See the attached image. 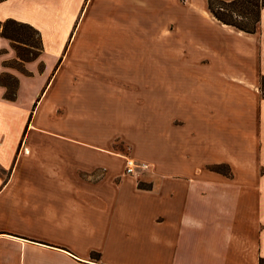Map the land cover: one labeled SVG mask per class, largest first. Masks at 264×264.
Instances as JSON below:
<instances>
[{
    "label": "crops",
    "instance_id": "crops-1",
    "mask_svg": "<svg viewBox=\"0 0 264 264\" xmlns=\"http://www.w3.org/2000/svg\"><path fill=\"white\" fill-rule=\"evenodd\" d=\"M7 19L42 50L21 71L0 35V264H259L264 8L254 33L207 0H2Z\"/></svg>",
    "mask_w": 264,
    "mask_h": 264
},
{
    "label": "trees",
    "instance_id": "trees-1",
    "mask_svg": "<svg viewBox=\"0 0 264 264\" xmlns=\"http://www.w3.org/2000/svg\"><path fill=\"white\" fill-rule=\"evenodd\" d=\"M207 5L210 13L223 24L254 33L258 27L260 10L264 8V0H207ZM0 35L10 40L17 55L15 67L21 71L24 70L22 64L35 59L42 50L40 33L27 23L13 19L0 22ZM4 75L13 83V89L9 83H4L7 87L5 97L14 99L17 79L9 74ZM4 75L0 76V83H3L1 78ZM260 89L264 93V76L260 79ZM138 186L143 185L139 182ZM95 255L92 253L91 257L95 258ZM259 264H264V258H260Z\"/></svg>",
    "mask_w": 264,
    "mask_h": 264
},
{
    "label": "built area",
    "instance_id": "built-area-1",
    "mask_svg": "<svg viewBox=\"0 0 264 264\" xmlns=\"http://www.w3.org/2000/svg\"><path fill=\"white\" fill-rule=\"evenodd\" d=\"M147 165L145 163L136 162L132 158L126 157L125 159V171L129 174H137L138 170L146 169Z\"/></svg>",
    "mask_w": 264,
    "mask_h": 264
},
{
    "label": "rangeland",
    "instance_id": "rangeland-1",
    "mask_svg": "<svg viewBox=\"0 0 264 264\" xmlns=\"http://www.w3.org/2000/svg\"><path fill=\"white\" fill-rule=\"evenodd\" d=\"M15 52H16V51H15ZM16 59H17V55H16ZM16 59H15V60H16ZM15 63H16V62L13 61V62H11L10 64L15 66ZM21 64H22V63H21ZM1 82H3V83H9V84L11 85L12 89H13V83L11 82V80H10L7 76H5V75L2 76V78H1Z\"/></svg>",
    "mask_w": 264,
    "mask_h": 264
}]
</instances>
